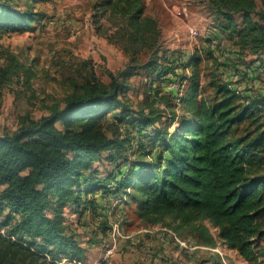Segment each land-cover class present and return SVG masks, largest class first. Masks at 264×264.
I'll list each match as a JSON object with an SVG mask.
<instances>
[{"label":"trees","instance_id":"trees-1","mask_svg":"<svg viewBox=\"0 0 264 264\" xmlns=\"http://www.w3.org/2000/svg\"><path fill=\"white\" fill-rule=\"evenodd\" d=\"M207 6L221 33L214 39L232 50L220 65L228 68L232 58L238 70L247 56L263 65L264 0H207ZM98 7L112 24L104 37L127 57L124 67L109 71L108 83L91 73L45 115L25 114L16 130L0 132V264L84 261L86 248L65 212L83 214L97 192L134 205L145 224L186 229L205 246L220 239L248 264L264 263V94L241 96L212 76V95L199 98L203 55L166 47L143 0H101ZM38 21L35 12L0 0V30L22 31ZM213 54L206 52L218 65ZM18 69L27 80L33 76ZM141 69L152 89L170 74L187 80L177 104L155 86L151 100L134 107L127 92ZM8 76L3 69L0 82ZM96 163L107 172L100 174Z\"/></svg>","mask_w":264,"mask_h":264},{"label":"rangeland","instance_id":"rangeland-1","mask_svg":"<svg viewBox=\"0 0 264 264\" xmlns=\"http://www.w3.org/2000/svg\"><path fill=\"white\" fill-rule=\"evenodd\" d=\"M7 1L17 10L35 12L39 21L22 31L0 30V72L5 68L9 71L8 78L0 82V132L16 130L25 114L33 118L45 115L49 105L60 101L74 84H80L91 73L108 83V72L124 67L125 53L103 35L111 23L99 13L101 0ZM143 2L145 15L158 20L166 47L180 50L185 56L194 50L203 55L199 98L212 95L208 86L212 76L231 83L240 95L264 94V64L260 65L257 60L250 62L254 57L247 56L246 64L238 60V70L232 66V58L228 68L220 65L224 54L230 55L232 50L214 39L216 33H221L207 0ZM207 37H212L209 44L205 41ZM209 51L218 58V65L207 58ZM19 65L29 68L33 76L27 80ZM185 72L189 74V69ZM166 78L171 79H162L153 86H160L159 96L172 93L177 104L188 81H182L180 75L170 74ZM130 82L131 89L127 92L130 102L134 107L145 106L154 89L149 76L141 69ZM176 108L181 114L178 105ZM95 167L100 174L107 172V167L101 163H96ZM95 196L94 204H89L83 214L69 209L65 212L69 229L86 248V259L75 260L81 264H248L220 239L215 247L202 245L186 229L177 232L160 223H143L136 216L134 205L119 196L100 192ZM3 217L0 216V222ZM204 223L217 236L216 228L206 220ZM115 227L119 234L114 233ZM70 260L62 259L58 264H71Z\"/></svg>","mask_w":264,"mask_h":264},{"label":"built area","instance_id":"built-area-1","mask_svg":"<svg viewBox=\"0 0 264 264\" xmlns=\"http://www.w3.org/2000/svg\"><path fill=\"white\" fill-rule=\"evenodd\" d=\"M114 233L119 234V232H118V228H117V227L114 228ZM70 262H71V264H81V262H77V261H75V260H70Z\"/></svg>","mask_w":264,"mask_h":264},{"label":"crops","instance_id":"crops-1","mask_svg":"<svg viewBox=\"0 0 264 264\" xmlns=\"http://www.w3.org/2000/svg\"><path fill=\"white\" fill-rule=\"evenodd\" d=\"M95 197H97V196H95Z\"/></svg>","mask_w":264,"mask_h":264}]
</instances>
